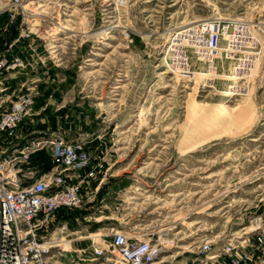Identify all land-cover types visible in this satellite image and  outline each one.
I'll return each instance as SVG.
<instances>
[{"label":"rangeland","instance_id":"obj_1","mask_svg":"<svg viewBox=\"0 0 264 264\" xmlns=\"http://www.w3.org/2000/svg\"><path fill=\"white\" fill-rule=\"evenodd\" d=\"M211 18L218 51L178 72L173 34ZM0 66L45 171L55 139L92 155L83 202L52 216L55 263L96 264L118 231L158 244L153 264L264 232V0H0Z\"/></svg>","mask_w":264,"mask_h":264},{"label":"built area","instance_id":"obj_2","mask_svg":"<svg viewBox=\"0 0 264 264\" xmlns=\"http://www.w3.org/2000/svg\"><path fill=\"white\" fill-rule=\"evenodd\" d=\"M225 30L220 19L211 18L176 31L169 47L173 52L171 65L189 74V48L209 57L218 51ZM1 85L0 81V264H57L52 260L55 255H49L54 248L49 237L52 216L62 208L77 207L83 202L85 179L78 172L90 167L92 155L85 142L55 139L51 150L53 172L32 185L22 186L18 169L30 159L35 147L15 143L27 104L22 100L7 107ZM257 237L242 245L229 243L221 252L190 264H264V232ZM146 240L118 231L110 249L92 246V260L96 264H153L160 249ZM210 249L209 243L203 244L204 252Z\"/></svg>","mask_w":264,"mask_h":264},{"label":"crops","instance_id":"obj_3","mask_svg":"<svg viewBox=\"0 0 264 264\" xmlns=\"http://www.w3.org/2000/svg\"><path fill=\"white\" fill-rule=\"evenodd\" d=\"M25 129L26 128H24V126L18 128V132L20 134L15 141L16 144H20L21 140L27 139V136L24 134L26 131ZM22 134H24L25 136ZM31 142L32 141L29 139V141H26V144ZM38 150L39 148H32L30 159L22 163L20 165V168L18 169V176L21 179L22 186L32 185L33 183L45 178L48 174H50L49 171H45L46 166H44L42 154L38 152Z\"/></svg>","mask_w":264,"mask_h":264},{"label":"bare ground","instance_id":"obj_4","mask_svg":"<svg viewBox=\"0 0 264 264\" xmlns=\"http://www.w3.org/2000/svg\"><path fill=\"white\" fill-rule=\"evenodd\" d=\"M63 27H64V26H63ZM64 28H66V27H64ZM241 28L244 29L243 27H241ZM241 28H240V29H241ZM240 29H239V30H240ZM239 30H238L237 32L233 33V34H228V35H231L232 40L234 39L233 41L231 40L232 42L230 43V45H231L230 47H232V44H235V42H236V41L238 40V38L241 36V33H240ZM228 35H227V36H228ZM250 35H251V34H250ZM229 37H230V36H229ZM230 39H231V38H230ZM230 39H229V40H230ZM226 43H227V42H226ZM227 44H228V43H227ZM227 46H228V45H227ZM227 46H226V48H228ZM222 47H223V46H222ZM230 47H229V48H230ZM237 47H238V46H237ZM231 50H232V49H231ZM221 51H222V50H221ZM213 54H214V52H213ZM214 55H215V54H214ZM209 57H212V58H213V55H209ZM212 58H211V59H212ZM244 60H245V59L243 58V59H241L240 61H238V62L236 63V66L234 65L235 67L232 68V73H229V74H228V77H234V74H236L237 71H239V72L241 71V68L238 67V65H239V66L242 65ZM214 61H215V60H214ZM214 61H213V62H214ZM211 64H213V63H211ZM212 67H213V66H212ZM242 69H243V68H242ZM235 72H236V73H235ZM239 72H238V73H239ZM231 93H232V92H231ZM94 235H95V234H94ZM145 240H146V239H145ZM53 242H54V243H53V246H54V247H56V246H63V244H62L61 242H59V241H53ZM146 242L149 243L150 245L158 246V244H156V243H152V242L149 241V240H146ZM63 247H64V246H63ZM64 249H65V248H63V250H64ZM71 251H74V250H71ZM74 252H75V251H74ZM211 258H213V257H211Z\"/></svg>","mask_w":264,"mask_h":264}]
</instances>
